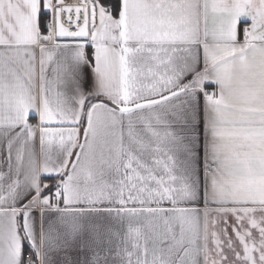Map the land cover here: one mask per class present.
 Segmentation results:
<instances>
[{
    "label": "snow or ice",
    "instance_id": "6c2138e0",
    "mask_svg": "<svg viewBox=\"0 0 264 264\" xmlns=\"http://www.w3.org/2000/svg\"><path fill=\"white\" fill-rule=\"evenodd\" d=\"M0 264H264V0H0Z\"/></svg>",
    "mask_w": 264,
    "mask_h": 264
}]
</instances>
